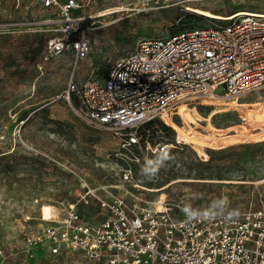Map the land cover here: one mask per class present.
I'll return each instance as SVG.
<instances>
[{
  "label": "rangeland",
  "instance_id": "obj_1",
  "mask_svg": "<svg viewBox=\"0 0 264 264\" xmlns=\"http://www.w3.org/2000/svg\"><path fill=\"white\" fill-rule=\"evenodd\" d=\"M80 1L87 3L81 11L93 16L83 59L73 51L46 57L54 34L46 21L54 17L39 0H0V264H84L77 251L51 255L41 233L51 213L59 220L73 203L86 220L105 217L94 201H81L85 184L129 203L150 202L165 191L172 204L193 208L210 209L212 200L227 197L240 213L264 209V90L188 102L168 124L150 123L144 138L153 149L165 143L172 157L153 179L140 174L144 158L154 155L145 142L125 150L109 130L84 120L77 99L72 106L60 97L70 80L104 77L143 39L229 23L191 9L224 17L264 13V0ZM209 135L227 140L207 144ZM130 167L138 185L121 182V170Z\"/></svg>",
  "mask_w": 264,
  "mask_h": 264
},
{
  "label": "built area",
  "instance_id": "obj_2",
  "mask_svg": "<svg viewBox=\"0 0 264 264\" xmlns=\"http://www.w3.org/2000/svg\"><path fill=\"white\" fill-rule=\"evenodd\" d=\"M39 1L54 17L46 21L54 25L46 57L66 51L77 59L87 57L93 20L81 11L87 3ZM220 85L223 94L215 92ZM263 90L264 16L248 13L219 27L143 39L104 77L70 80L60 97L72 106L77 99L84 120L109 130L125 150L145 142L148 153L155 154L168 146L160 142L153 149L144 131L156 120L168 124L170 108L182 99L245 98ZM120 176L121 182L136 184L131 167ZM81 201L85 206L94 201L105 217L86 220L73 203L61 219L47 220L41 236L51 255L77 251L84 264H264L263 208L241 212L234 222L216 218L189 223L182 211L185 201L172 204L165 191L153 201L136 197L129 203L124 196L104 198L85 184Z\"/></svg>",
  "mask_w": 264,
  "mask_h": 264
},
{
  "label": "clouds",
  "instance_id": "obj_3",
  "mask_svg": "<svg viewBox=\"0 0 264 264\" xmlns=\"http://www.w3.org/2000/svg\"><path fill=\"white\" fill-rule=\"evenodd\" d=\"M77 46L79 47V45ZM171 159L172 157L167 149L158 150L152 157L144 158L140 174L147 179H153L160 169L164 168ZM229 204L230 202L227 197H220L211 201L210 209L193 208L191 204H187L183 207L182 211L189 223L216 218H223L226 223L234 222L239 218L240 211L238 209H231ZM221 208L225 210L222 213L217 211V209Z\"/></svg>",
  "mask_w": 264,
  "mask_h": 264
},
{
  "label": "bare ground",
  "instance_id": "obj_4",
  "mask_svg": "<svg viewBox=\"0 0 264 264\" xmlns=\"http://www.w3.org/2000/svg\"><path fill=\"white\" fill-rule=\"evenodd\" d=\"M191 10H193L194 12H197L199 14H204L206 16H211V17H215V18H221V19H225V20L233 19V18L239 17L241 15H245V14H248V13H252V12H249V11H237V12H235V13L229 15V16L224 17V16H219V15L212 14L209 11L202 10V9H198V8L191 9ZM256 14H259V15H263L264 16V13H256ZM223 99L224 100L225 99H230V97H226L224 95H213V96H210V95H202L197 100H198L199 103H203V102H206V101L216 102V101L223 100ZM191 100H192L191 98L184 99V100H182V101L174 104L170 108V110H169L170 114H172V117H170V119L173 120V116L176 115L180 111L181 107L184 104H188V102H191ZM190 138H191V140L193 142H198V140L196 139V135L195 134L190 135ZM214 140H227V139L216 138L214 136L209 135L208 136V139H207V144L212 143ZM217 147H219V146H217ZM52 216H53V213H51V216H50L49 219H51Z\"/></svg>",
  "mask_w": 264,
  "mask_h": 264
},
{
  "label": "trees",
  "instance_id": "obj_5",
  "mask_svg": "<svg viewBox=\"0 0 264 264\" xmlns=\"http://www.w3.org/2000/svg\"><path fill=\"white\" fill-rule=\"evenodd\" d=\"M189 16L192 17V18H195V19L203 18V17H201L199 15H196V14H189Z\"/></svg>",
  "mask_w": 264,
  "mask_h": 264
}]
</instances>
